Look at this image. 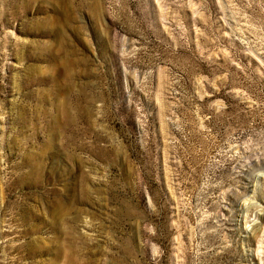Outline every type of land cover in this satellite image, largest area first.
<instances>
[{
    "label": "rangeland",
    "instance_id": "374dc122",
    "mask_svg": "<svg viewBox=\"0 0 264 264\" xmlns=\"http://www.w3.org/2000/svg\"><path fill=\"white\" fill-rule=\"evenodd\" d=\"M0 264H264V0H0Z\"/></svg>",
    "mask_w": 264,
    "mask_h": 264
}]
</instances>
